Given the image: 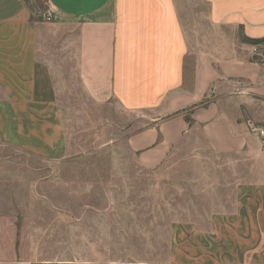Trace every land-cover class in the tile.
Here are the masks:
<instances>
[{
	"label": "crops",
	"instance_id": "crops-1",
	"mask_svg": "<svg viewBox=\"0 0 264 264\" xmlns=\"http://www.w3.org/2000/svg\"><path fill=\"white\" fill-rule=\"evenodd\" d=\"M202 1L191 45L175 0H45L44 22L27 1L0 0V140L62 156L59 87L73 84L144 118L128 144L145 168L197 131L215 152L254 156L220 209L171 226L166 264H264V140L246 125L264 123V43L242 40L264 37V0ZM5 239L0 264H33Z\"/></svg>",
	"mask_w": 264,
	"mask_h": 264
},
{
	"label": "rangeland",
	"instance_id": "rangeland-1",
	"mask_svg": "<svg viewBox=\"0 0 264 264\" xmlns=\"http://www.w3.org/2000/svg\"><path fill=\"white\" fill-rule=\"evenodd\" d=\"M25 1L34 19L47 20L45 0ZM175 2L193 45L207 5ZM59 96L62 156L43 159L0 140V234L9 255L33 264H166L171 226L220 209L257 160L215 152L197 131L145 168L128 144L144 125L139 113L97 105L73 84L61 85ZM249 118L248 131L250 123L264 126Z\"/></svg>",
	"mask_w": 264,
	"mask_h": 264
},
{
	"label": "built area",
	"instance_id": "built-area-1",
	"mask_svg": "<svg viewBox=\"0 0 264 264\" xmlns=\"http://www.w3.org/2000/svg\"><path fill=\"white\" fill-rule=\"evenodd\" d=\"M259 62L264 64V51L258 53ZM250 132L252 135H255L264 140V127L260 125H254L253 123L249 124Z\"/></svg>",
	"mask_w": 264,
	"mask_h": 264
},
{
	"label": "trees",
	"instance_id": "trees-1",
	"mask_svg": "<svg viewBox=\"0 0 264 264\" xmlns=\"http://www.w3.org/2000/svg\"><path fill=\"white\" fill-rule=\"evenodd\" d=\"M242 40L246 43L249 44H259V43H264V37L263 38H259V39H252V38H247L245 36L242 37ZM186 120L189 121V117L186 116Z\"/></svg>",
	"mask_w": 264,
	"mask_h": 264
}]
</instances>
